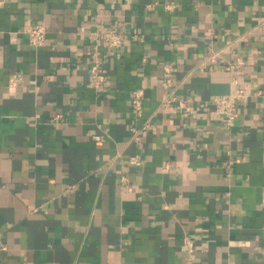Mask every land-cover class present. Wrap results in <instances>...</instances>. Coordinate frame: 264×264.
<instances>
[{
  "label": "crops",
  "instance_id": "crops-1",
  "mask_svg": "<svg viewBox=\"0 0 264 264\" xmlns=\"http://www.w3.org/2000/svg\"><path fill=\"white\" fill-rule=\"evenodd\" d=\"M263 20L264 0H0V264H264ZM235 87L228 127L210 109Z\"/></svg>",
  "mask_w": 264,
  "mask_h": 264
},
{
  "label": "built area",
  "instance_id": "built-area-1",
  "mask_svg": "<svg viewBox=\"0 0 264 264\" xmlns=\"http://www.w3.org/2000/svg\"><path fill=\"white\" fill-rule=\"evenodd\" d=\"M259 27L264 30V20L259 23ZM26 32L28 33L29 41L32 45H43L47 41L46 28L42 23H34L28 25ZM95 34L100 35L101 38L112 47H119L123 42V33L115 28L106 29L103 31H95ZM98 50L95 48L91 57L95 66L92 68V82L95 85H100L104 77L100 71L99 63L100 58ZM215 54H211L214 57ZM230 67V65H229ZM247 95L246 91L242 87H235L229 93L218 94L213 97V106L210 109L211 114L214 117L220 118L226 126L230 127L235 123L238 116V102L240 99ZM132 111L137 115H142L144 107V91L141 88H137L132 91L131 97ZM178 100L173 92L168 93L162 100V106L168 107L171 103ZM179 106L184 105L182 101H178ZM61 114H57L56 118H61ZM99 138V136H96ZM130 161L134 164H140L141 158L139 155H133Z\"/></svg>",
  "mask_w": 264,
  "mask_h": 264
}]
</instances>
